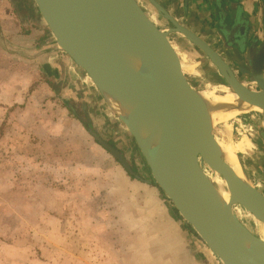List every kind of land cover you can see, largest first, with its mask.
Returning <instances> with one entry per match:
<instances>
[{
    "label": "rangeland",
    "instance_id": "1",
    "mask_svg": "<svg viewBox=\"0 0 264 264\" xmlns=\"http://www.w3.org/2000/svg\"><path fill=\"white\" fill-rule=\"evenodd\" d=\"M13 1L19 8L18 0ZM137 1L155 23L166 29L168 23L148 0ZM158 1L183 26L188 25L183 7H177L178 0ZM21 5L26 9V3ZM32 25L25 29L35 35L17 38L18 51L39 46L37 39L41 36V45L49 37L54 41L50 31L49 35L42 34V31L32 32ZM34 28L37 29L36 26ZM174 42L186 57L181 56L183 70L194 75L192 80L196 87L200 91L216 87L219 72L206 56L185 39H174ZM22 61L31 65L20 71L28 78L35 66L32 61L24 58ZM40 61H46V58ZM210 69L214 73L211 74ZM77 71L81 73L82 81L86 77L91 89H84L80 78L72 77L71 90L82 95L76 98L78 94L68 90L65 97L74 108L76 106L79 114L84 115L81 112L84 94L88 95L90 102L94 95L100 97L101 102L103 99L92 80L82 70ZM72 73L77 75L74 71ZM61 90L58 87V97L51 99L26 97L22 105L11 109L8 119L0 118V126L3 124L0 137L5 136L1 144L5 149L0 151V264H183L177 260L182 238L188 245H195L199 264H217L193 233H188L170 206L172 204L155 186L131 179L120 163L95 141L87 127L92 147H85L80 142L79 137L84 134L77 130L75 118L70 119L67 111L65 114L60 111L66 108L62 97H59ZM54 101L57 102V117L50 118L47 116L51 107L47 104L52 105ZM93 104L99 111V115L94 111L93 126L100 131L102 138L120 149L131 167L137 170V175L153 182L127 128L106 103L102 107ZM50 122L69 126L70 133L64 141H53V149L46 153L44 145L49 143L43 140L47 139L46 127ZM226 123L217 126L220 141L230 135L227 147L240 158L250 183L264 193V138L261 135L264 116L260 112L249 111ZM236 211L253 233L264 235L261 225L248 212L239 207ZM84 237L95 241L98 238L113 239L114 243L111 246L107 243L86 245ZM141 239L150 244L140 243ZM112 251H116V262Z\"/></svg>",
    "mask_w": 264,
    "mask_h": 264
},
{
    "label": "water",
    "instance_id": "2",
    "mask_svg": "<svg viewBox=\"0 0 264 264\" xmlns=\"http://www.w3.org/2000/svg\"><path fill=\"white\" fill-rule=\"evenodd\" d=\"M31 1L55 48L92 80L108 109L127 128L153 182L137 175L120 149L102 138L93 126L90 106L83 104L81 115L65 99L94 139L126 172L165 194L180 221L217 264H264V241L235 212L243 207L264 223V193L250 183L241 162L246 181L227 163L218 143L220 123L213 119L216 110H243L247 104L250 111L259 108L264 116V40L249 50L244 61L248 68L236 72L218 50L183 26L158 0L148 1L169 28L155 23L137 0ZM216 2L220 30L227 38L229 10L224 3L230 1ZM192 3L187 2V12ZM179 38L204 53L240 105H213L204 98L194 75L183 70L182 53L174 42ZM261 135L264 138L263 131ZM206 171L227 182L229 202Z\"/></svg>",
    "mask_w": 264,
    "mask_h": 264
},
{
    "label": "crops",
    "instance_id": "3",
    "mask_svg": "<svg viewBox=\"0 0 264 264\" xmlns=\"http://www.w3.org/2000/svg\"><path fill=\"white\" fill-rule=\"evenodd\" d=\"M188 1L190 0H178L177 3V7H183L185 21L188 24V25L185 24V26L193 30L196 34L202 37L208 44H210L213 48H215L220 52L221 47L218 46V44L223 43V41L227 39L226 36H224L222 30H220V22L218 24V30H214V29L211 30L210 29L211 23L209 24V26L207 25L206 23L207 20L206 18H204L201 12L200 7L202 6V0H191L193 1V3L191 4L190 10L187 12L186 4ZM214 1L216 3L215 14L217 16L216 18H214V21L217 22L216 20H220V18L217 8V2L216 0ZM229 1L230 2L228 3H224L225 6L227 4L226 7L229 10L228 15H226L225 17L226 22L229 25L228 28L226 27L227 29L225 30L227 36L228 35L231 36L233 32L239 28L241 19H244L245 21V19L247 18H252L254 20V18L257 15V11H256L257 8H259L260 13L262 15L264 14V5H262L263 4L262 0H229ZM23 2L26 3V9L24 8V5H21V3ZM18 4L20 6L19 8L16 2H14L13 0H0V118L1 120L8 119V115L10 114L11 109L14 108L16 105H22L26 100V97H49V99L53 97H58L56 94V91H58V87L62 89L61 92H59L60 94L59 97H62V100L65 102V99H67V97L65 96L68 94V90L74 92L71 90L72 89L71 86L73 85L72 77H74V79L80 78V83L81 84L84 83V89L85 88L91 89V87H88L89 85L86 80V77L84 81H82L81 73L77 71L80 69L78 67H77L78 69H74L73 67L74 63L69 59V57L64 53H61V51L60 52L57 51L58 49L55 48V46L53 45L52 43L53 40L51 41V37H49L50 39H48L46 43H43V45H41L40 44V40L42 38L41 36L37 39L39 41V46L36 45L31 50H26L24 48H21V51H18L19 41L17 40V38H21L22 36L35 35V33H30L31 31L25 29L26 27H28V25L33 24L34 27L35 26L37 27L36 30L34 27H32L33 29L32 32L42 31L43 32L42 34H48V35L50 34L49 29L44 24L35 4H33L31 0H20V1L18 0ZM235 37L237 38L238 35H235ZM45 38L46 37H43L44 40ZM220 53L223 54V52ZM181 56L185 57L184 55ZM10 57H13V59H10ZM65 57L67 59H65ZM23 58L32 61L33 66H35L34 70H32L30 77L28 78H25V73L20 72L23 71L25 66H31L28 63H27L28 65H26V63H24L25 61H22ZM44 58H46V61L41 62L40 60L41 59L44 60ZM35 62L38 63L35 65ZM71 70L74 71V74L77 75H73ZM10 72L12 76H10ZM74 93L78 94L76 98L79 97V95H82L79 91ZM90 98L92 99L91 101L92 103L90 102L88 95L84 94V105L85 104L88 105L90 103L89 106L91 107L90 109L91 117H92V121L94 122L95 113L99 115V111L95 108V105L93 103L99 104L102 107L104 105L103 103L105 102L103 100L102 103L100 97H97L95 95ZM49 99L48 101H50ZM56 104H57L56 101H54V104L52 105H49V103L47 104L48 106L51 107L48 110L51 114L48 112L47 117L49 116L50 118L57 117ZM82 108H83V104L81 105V109ZM60 111L62 113L67 111L70 119L72 117L75 118L74 122L77 130L78 131L80 130L82 134H84V135H80L79 138L80 140H82L80 142H83L85 144L84 145L85 147L86 146L92 147L91 141H89L90 140L89 134L86 132L87 126L72 113V111L69 109L67 104H66V108ZM94 111L97 112L94 113ZM2 128H3V124L0 126V131L2 130ZM46 129L48 131V135L46 136L47 139L43 141L48 143L50 142L53 143V141L59 142L60 140L64 141L63 140L64 137L69 136L70 133L69 126L67 125L57 126V122L56 123L50 122L47 125ZM87 131H88V127H87ZM4 138L5 136L0 137V151H3V149H5L1 145ZM78 141H76L75 143H77ZM140 182L142 183V181ZM183 226L186 228V225ZM179 230L181 231V229ZM186 230L188 231L189 234H191V232L189 231L190 229L188 230L186 228ZM85 243L86 245L96 244L97 246L103 245L102 243H107L108 245L111 246V244H113L114 241L113 239H109L106 241L99 238L96 239L95 241L87 237H84V244ZM140 243H143L145 245L150 244L146 240L142 241V239L140 240ZM179 246H180V248H178L179 257L177 259L178 261L181 260L183 264H199L196 261L197 259L196 253L198 251L196 249L195 252V247H194L195 245H192V243L191 245H188L186 239L182 238V242L180 243ZM112 256L114 257L113 260H115L116 262L117 259L116 251H112Z\"/></svg>",
    "mask_w": 264,
    "mask_h": 264
},
{
    "label": "bare ground",
    "instance_id": "4",
    "mask_svg": "<svg viewBox=\"0 0 264 264\" xmlns=\"http://www.w3.org/2000/svg\"><path fill=\"white\" fill-rule=\"evenodd\" d=\"M209 71L211 72V74L214 73L212 69H210ZM217 73H218V71H217ZM216 79L219 82L215 86L216 87L223 86L225 88H221V89L220 88H216V87L207 88L206 90L202 91V95L204 96V98L208 102H210L211 104H213V105H223V106H238V105H240V101H239L238 97L233 92V90L230 88L229 84H227L219 76ZM253 87H255V86H253ZM250 109H251V106H249L247 104L243 108V110H235V111L216 110V111L213 112V119H214V122L215 123H226V122L230 121L231 119L235 118L236 116H238V115H240L242 113L249 112ZM252 110L262 112L261 109L256 108V107L255 108H252ZM229 140H230V135H227V138L226 139H224L223 141H218V143L220 144V147L222 148L223 153L225 154L226 161H230V163L229 162H227V163L231 166V168L236 172V174L240 178H242V179L245 180V178H244L245 176L243 174L242 166H241V163H240V158L237 157L238 155L236 154L235 151H233L232 149L228 148L227 145H226V144H228ZM229 153H230V155H229ZM231 154L233 155V157L231 156ZM206 173H207V176L212 180V182L214 184H216V186L219 188L220 193L224 197V199L227 202H229L231 196H230V193H229V188H228L227 182L224 179H222L219 175H217V174H215V173H213L211 171H206ZM239 208L240 209H244L246 212H248L256 220L257 224H260L261 225V227H262V233L264 234V223L259 222L245 208H243V207H239ZM236 209H235V212L237 213ZM237 215H238V213H237ZM239 218H240V216H239ZM241 221L246 225V222H244L242 219H241ZM246 227H248V225H246ZM254 233L257 236H259L264 241V235H260V234L258 235L255 231H254Z\"/></svg>",
    "mask_w": 264,
    "mask_h": 264
},
{
    "label": "flooded vegetation",
    "instance_id": "5",
    "mask_svg": "<svg viewBox=\"0 0 264 264\" xmlns=\"http://www.w3.org/2000/svg\"><path fill=\"white\" fill-rule=\"evenodd\" d=\"M215 5V6H214ZM201 12L207 20V25L211 23V30H218L219 20L214 21L216 18V3L214 0H202ZM257 15L254 18L241 19L240 26L237 30L233 32L230 36H227V39L223 43L218 44L221 47V55L230 63L233 69L236 72H239V68H248L245 64V58L249 50L253 45L260 46L264 40V14L260 13L259 8H257ZM147 12V11H146ZM239 18V17H238ZM165 20V19H164ZM212 20V21H210ZM166 21V20H165ZM210 21V22H209ZM168 23V21H166ZM171 25L168 23L166 28H169ZM235 35H238L236 38ZM222 50V51H221ZM232 61L235 65L230 62ZM240 75V73H238ZM248 84L246 81H244ZM81 112L84 114L83 110ZM217 176V175H216ZM142 178V177H141ZM143 179V178H142Z\"/></svg>",
    "mask_w": 264,
    "mask_h": 264
},
{
    "label": "trees",
    "instance_id": "6",
    "mask_svg": "<svg viewBox=\"0 0 264 264\" xmlns=\"http://www.w3.org/2000/svg\"><path fill=\"white\" fill-rule=\"evenodd\" d=\"M51 149H53V145H52V142H50L49 144H46V145H44V151L47 153V152H49V151H51ZM148 168V167H147ZM134 171H137V170H135V169H133ZM129 176L132 178V179H136V177H134V176H132V175H130L129 174ZM161 194L165 197V199L167 200V198H166V196H165V194L163 193V192H161ZM168 203H169V201H168ZM169 204H171V203H169ZM171 207H172V205H170ZM173 208V207H172ZM173 210H174V212L177 214V212L175 211V209L173 208ZM186 228L189 230V228L186 226ZM190 231V230H189Z\"/></svg>",
    "mask_w": 264,
    "mask_h": 264
}]
</instances>
